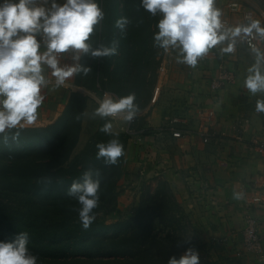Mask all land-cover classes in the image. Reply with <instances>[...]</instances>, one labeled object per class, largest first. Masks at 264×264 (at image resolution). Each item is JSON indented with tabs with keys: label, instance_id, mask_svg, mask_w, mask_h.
Masks as SVG:
<instances>
[{
	"label": "trees",
	"instance_id": "obj_1",
	"mask_svg": "<svg viewBox=\"0 0 264 264\" xmlns=\"http://www.w3.org/2000/svg\"><path fill=\"white\" fill-rule=\"evenodd\" d=\"M97 3L104 19L95 26L90 41L94 46L116 41L117 54L104 58L82 54L79 63L91 71L74 74L73 83L99 98L134 93L141 110L157 79L161 48L154 46L153 36L158 17L141 8L140 0ZM121 17L131 20L124 34L115 27ZM89 100L93 99L87 93L72 90L53 122L21 129L17 139H12L16 129L0 134V241L28 233V248L39 264H167L170 257L179 258L195 242L188 219L165 181L152 192H142L129 215L113 222L104 219L117 205L130 135L101 132L110 119L98 118L95 130L75 152ZM140 120L143 116L138 121L144 125ZM112 139L123 145V155L117 164L106 165L96 159V144ZM89 167L100 173V191L93 210L96 218L85 230L74 210L79 204L67 190ZM188 237L190 243H185Z\"/></svg>",
	"mask_w": 264,
	"mask_h": 264
},
{
	"label": "crops",
	"instance_id": "obj_2",
	"mask_svg": "<svg viewBox=\"0 0 264 264\" xmlns=\"http://www.w3.org/2000/svg\"><path fill=\"white\" fill-rule=\"evenodd\" d=\"M222 1L226 4L232 0ZM239 1L264 11V0ZM223 10L227 13L225 6ZM231 20L233 26L240 23L238 17L231 16ZM259 20L264 25V17ZM252 62L253 57L243 44L231 54H221L217 47L200 58L195 67L186 65L190 76L185 80V108L181 116H174L177 122L171 124L172 117L162 114L164 107L155 104L157 98L146 106L140 120L146 131L140 140L135 135L128 139L117 205L105 215L112 216L107 222L129 215L144 191L145 182L152 192L158 182L165 181L188 219L190 236L195 242L192 247L199 253L200 264H264V255L259 258L242 245L248 197L254 189L264 190V159L254 148L255 140L264 139V113L255 112L259 94L251 96L243 85ZM61 63L72 64L71 53L62 54ZM219 64L232 69L235 81L211 90L209 82ZM45 75L50 83L41 89L44 100L37 110V121L31 126L53 122L64 110L71 91L80 90L73 83L74 75L59 88L50 70L46 69ZM89 96L93 100L88 101L84 112L80 147L98 123V117H88L89 102L98 104ZM209 108L215 115L208 122L210 138L204 142L199 112ZM241 118L248 123L239 132L236 122ZM110 123L119 132L124 121ZM170 125L179 129L181 135L173 136ZM234 193H242V198L235 199ZM253 213L259 219L264 247V208H253Z\"/></svg>",
	"mask_w": 264,
	"mask_h": 264
},
{
	"label": "clouds",
	"instance_id": "obj_3",
	"mask_svg": "<svg viewBox=\"0 0 264 264\" xmlns=\"http://www.w3.org/2000/svg\"><path fill=\"white\" fill-rule=\"evenodd\" d=\"M140 7L158 17L154 46L165 52L177 53V62L195 67L198 60L215 47L221 54H231L242 44H248L253 62L247 68L243 81L251 96H257L255 112L264 113V50L251 44L252 40L264 43V25L260 20L245 17L244 22L228 25L216 0H140ZM104 19L97 0H0V134L33 125L38 108L44 100L41 89L50 80V70L57 88L66 84L74 74L87 75L90 67L82 66V54L93 58L117 54L118 44L110 45L90 41L95 26ZM131 20L121 17L115 27L126 33ZM71 53L72 64H62V54ZM135 94L114 97L105 94L92 118L119 117L131 122L140 111ZM112 125L106 122L100 131L109 133ZM8 139L7 135L3 137ZM96 159L106 165H115L123 155L118 139L96 144ZM100 173L89 167L78 180H74L67 195L79 207L74 209L83 229L87 230L96 216L99 204ZM242 193H234L241 199ZM28 233L21 232L11 241H0V264H39V258L29 248ZM190 243V237L185 239ZM167 264H200L199 253L193 247L185 249L179 258L170 257Z\"/></svg>",
	"mask_w": 264,
	"mask_h": 264
},
{
	"label": "built area",
	"instance_id": "obj_4",
	"mask_svg": "<svg viewBox=\"0 0 264 264\" xmlns=\"http://www.w3.org/2000/svg\"><path fill=\"white\" fill-rule=\"evenodd\" d=\"M225 9L227 13L222 10V19L227 22L228 25H232L231 16L238 17L240 19V22H244L245 17H249L251 19H262L264 17V11L258 10L250 5H248L244 1L239 0H232L225 4ZM252 45H255L257 47H260L262 50H264V43L252 40ZM247 49H249L248 44H243ZM169 51L165 52L163 50V53L160 57V62L157 67V75L163 74L165 71V65L167 63V54ZM158 75V77H159ZM160 75V76H161ZM235 81V74L232 71V69L228 68L224 64H219V66L216 69L214 77L209 82V87L211 90H217L219 88H222L226 84L232 83ZM160 86L156 85L153 89V94L151 97V102H154L158 96ZM81 91L88 93L91 95L98 103L101 100L98 96H95L93 92L87 91L84 88H80ZM215 115V111L212 108L209 109H202L199 112V118H200V134L203 136V141L207 142L210 138V135L208 134V125L209 120H211ZM139 114L131 121L126 122L123 119L119 117H109L113 121L122 120L124 121L123 126L121 127V131H124L128 133L130 136L135 135L138 140L143 136V134L146 131V127L144 125L139 126L138 121ZM178 121V118L174 117L170 120V123H175ZM248 123V120L246 118L238 119L237 124V130L239 132H242ZM170 130H172L173 136H180L181 131L177 128H173L172 125H170ZM254 148L255 151L260 154V156L264 159V139H258L254 141ZM247 212L244 218V227H243V238H242V245L244 249L248 252L253 253L255 256L262 258L264 255V247H263V241L259 234V219L255 216L253 213V208H264V190L263 189H254L251 191V194L248 197L247 201Z\"/></svg>",
	"mask_w": 264,
	"mask_h": 264
},
{
	"label": "rangeland",
	"instance_id": "obj_5",
	"mask_svg": "<svg viewBox=\"0 0 264 264\" xmlns=\"http://www.w3.org/2000/svg\"><path fill=\"white\" fill-rule=\"evenodd\" d=\"M57 2L62 3L63 0H57ZM224 6L225 4L223 3L222 0H216V7L219 8L221 11L223 10ZM217 47L211 49V51H216ZM162 53H163V49L158 50V55L160 54L159 57H161ZM158 55H157V58H158ZM166 60H167V63L165 65V71L162 74L163 76H160L161 74L160 75L158 74L159 75L158 77L157 75V79L151 89V95H150L148 104L151 102V97L153 94L154 87L156 85H159L160 89H159L158 97H157L155 104L159 103L160 105L164 107V111L162 113L164 116L167 115L170 118L171 117L174 118V116H181V114L184 112V108H185L184 103L186 100L185 99V93H186L185 80H187L188 76H190V73H188L187 71V69L189 68L188 66H186V64L177 62V53L175 51L169 50ZM160 77L162 78H161V82L159 83ZM79 88H82V87H79ZM148 104L146 106H148ZM89 105H90V110H88V114H89L88 117H90L91 113L95 110L96 107H98V104L95 102L93 103V101L89 102ZM146 106L143 109H141L138 112V114L141 115L142 111H144ZM140 117H142V115ZM109 121H111V119ZM111 131L114 133L117 132L112 128H111ZM84 132H85L84 135H86V131ZM80 148H81L80 144L77 145V147L75 148V152H77ZM146 186L147 184L145 182V185H143L144 191L148 190ZM111 217L112 216H107V217L104 216V219L108 220Z\"/></svg>",
	"mask_w": 264,
	"mask_h": 264
}]
</instances>
